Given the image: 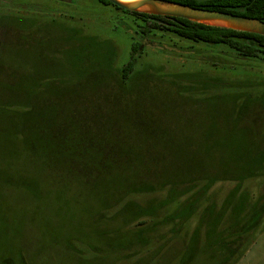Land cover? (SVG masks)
I'll list each match as a JSON object with an SVG mask.
<instances>
[{"label": "rangeland", "instance_id": "rangeland-1", "mask_svg": "<svg viewBox=\"0 0 264 264\" xmlns=\"http://www.w3.org/2000/svg\"><path fill=\"white\" fill-rule=\"evenodd\" d=\"M0 16L1 69L12 72H1V102L7 96L2 84L10 78L19 97L24 93L36 103L26 116L1 108L0 125L5 133L0 141V264H264L263 63L234 60L210 49H181L164 35L140 39L132 32L130 16L97 0H0ZM26 20L38 23L32 43L10 33L17 27L21 32L32 27ZM67 25L81 29L82 38L73 39ZM134 43L140 44L135 73L122 86L118 71ZM183 72L226 82L249 81L251 88H243L249 91L252 103L245 102L246 108L240 109L244 106L241 101L238 114L230 112L225 106H232V101L225 103L220 92L221 101L216 98L200 108L193 129L181 131L178 114L164 107L173 108L176 97L184 105L193 97L179 88L178 97L177 91L166 85V75ZM261 95L263 100L256 102L255 97ZM147 107L163 108V113H149ZM151 115L157 121L153 126L174 141V151L164 155L160 173L181 171L187 162H191L192 171L205 165L216 177L223 166L237 170L224 172L227 176L242 173L239 168L243 174L259 171L257 178L242 184V189L248 191L250 204L261 214L228 248L215 233L204 247L202 228V235L193 241L190 236L200 212L177 236L158 219L159 225L147 235L153 241L144 248L145 241H139L137 233L147 232L155 221L147 219L122 230L125 220L115 218L118 194L127 191L122 185L133 186L147 175L138 165L141 159L134 158V167L111 172L102 182L85 185L77 176H68L60 166L43 160L42 153L47 151L30 129L62 125L67 134L75 128L93 136L103 127L116 136L119 128V139L108 142L136 147V143H150L143 128L150 124ZM104 118L109 120L102 121ZM109 121L114 126L101 124ZM20 131L25 140L15 134ZM31 142L33 156L26 145ZM66 157L56 160L60 163ZM234 187L218 183L210 190L209 200L218 211ZM163 196H133L129 200L143 206ZM105 202L108 213L102 218ZM229 218L227 212L225 220ZM221 251L225 254L222 257Z\"/></svg>", "mask_w": 264, "mask_h": 264}, {"label": "trees", "instance_id": "trees-1", "mask_svg": "<svg viewBox=\"0 0 264 264\" xmlns=\"http://www.w3.org/2000/svg\"><path fill=\"white\" fill-rule=\"evenodd\" d=\"M97 1L103 6H112L115 11L130 16L132 18V32L140 39L164 35L172 43L180 46L181 49H186V47H188L189 50L196 49L197 47L204 51L210 49L234 60L252 61L264 64V37L262 36L196 24L178 18L130 13L111 5L105 0ZM165 1L178 3L195 9L222 12L264 22V0ZM26 22L32 27L24 29L23 32L18 31L17 27L16 30H10V33H12L15 38L16 36L20 37L22 35L26 43H32L35 40L34 33L37 27L36 24L38 25V23L35 20H26ZM66 27H69L66 29L71 31L73 39L82 38L83 32L81 29H77L72 25H67ZM139 47L140 44L138 43L132 45L128 60L119 68L118 80L122 86H126L135 73L137 64V57H135V55L138 53ZM54 52H56V50H54ZM1 72L4 75L12 74L9 70L1 69L0 63V123L1 108L10 113H20L23 116L28 115L29 112L36 108L33 97H29L24 93L23 97L18 96L15 91L16 88L10 78H6L7 81L2 84V88H4L7 96L4 102H1ZM155 73H157V75L160 74L159 71ZM153 76H156V74ZM166 76V79H169V83H166L167 87L170 85L172 87L171 89L175 91L179 88L183 93L189 96L198 97L196 99H193V97L188 98L186 102L189 103L185 105L183 103L181 104L176 97L177 100L172 104L173 108H169V106L165 105L164 109H171L174 113L178 114V121L181 123V131L193 129L200 108L204 109L207 103L216 98L217 102H220L222 99L220 92L224 94L223 98L225 99V103H227V99H231L232 106H225V109L230 112L238 114V107H241L239 106V102L241 101L244 102V106L240 109L246 108L245 102H250L249 104L252 103V100L249 98V91L243 88L245 87L248 89L250 87V85H248L249 81H243V83H241L238 79L234 82L221 81L215 78L212 80V78L201 75L200 73L188 72L173 73ZM158 78L162 77L159 76ZM227 94H231L233 97L229 98ZM179 96H181L180 93H178V97ZM255 98L256 102L263 100L262 95ZM58 107L57 105L55 108ZM161 109L160 107H147L149 113H163ZM126 110L128 109H122L123 112H127ZM150 117V124L146 129L143 128L150 143H136V147L132 146V143L108 142L117 141L119 139L120 131L118 127V129L115 128L116 131H118V134L115 133L116 136H111L107 128L99 127V130L95 131L93 135L97 137L91 136L93 133L90 134L81 129L77 131L75 128L67 134L65 127L62 125L55 126L54 129H51L46 124H43L41 127H36L37 130L32 126L30 129L36 132V139L42 144L44 150L47 151L46 154L42 153L43 160H50L55 166H60L62 171L67 173L68 176H77V178L83 180L85 185L91 186L94 183L102 182L111 172L116 173L124 170V168L134 167V158L141 159L137 160L139 163L138 165L142 170L147 172V175L141 179L142 181H139L133 186L128 187L125 186V184L122 185V190L127 189V191H122L121 194H118L119 197L116 203L119 204V207L118 212L115 214V218L122 221L125 220L122 224V230L128 229L133 223H140L147 219L155 221V224H152V226L146 229L147 232L137 233L138 240L145 241L142 244L144 248L150 246L153 241V239L147 237V235L153 232L156 226L159 225V223H157L158 219L160 220V224L171 228V235L177 236L183 227L186 229L188 223L199 212V223L190 236L193 241L197 242L198 236H201L204 231L206 239L203 246L205 247L209 242L208 237H210L211 233H215L219 236L221 240L220 243L225 246V248H228L241 238L244 233L242 229H247L250 226L248 224L252 225L254 220H258V214H261V211L257 212L255 206L250 204L248 191L242 189V184L257 178L259 171L256 173L251 170L243 174V170L239 168L242 173L239 172L238 174L227 176L228 172L234 170V172L237 173V170H235L236 168H227L223 166L224 169H221L220 176L216 177L210 174V169L205 165L204 167L199 165L195 172L192 171L189 168L191 162H187L181 171L178 170L175 173H167L164 175L163 172L160 173L161 165L164 161V155L174 151L172 145L174 141L172 137H168V135L163 133L158 127L153 126V123L157 121H155L154 116L151 115ZM58 120L59 118L57 117L54 121ZM108 120L104 118L102 121ZM111 122L112 121L102 122L101 124L105 125L106 123V125L114 126ZM39 125L41 124L39 123ZM4 133L5 131L1 130L0 125V141L1 134ZM15 134L21 138V140H25L24 134H22L21 131ZM68 137H70V139H68ZM26 145L28 146V151L31 152L30 154L33 156L35 154L34 143H26ZM209 146L210 143L207 148ZM65 154L68 157H66V159L61 158L62 160L59 163L56 158L63 157ZM256 163L258 164V162ZM218 183H232L235 186L221 203L219 211L217 210L216 204L209 200L210 190ZM241 189L243 190L242 193H240ZM160 193H164V196L160 200L155 199L147 201L143 206L129 200V198L133 196L140 197ZM107 206L108 204L105 202L101 217L103 213H108ZM227 212H229L231 218L225 220ZM228 221H230V223L222 227V225H225V222ZM201 228L203 229L202 232ZM140 230L141 229H139V231ZM225 248L222 249L225 250ZM221 253V257L225 255L223 251H221Z\"/></svg>", "mask_w": 264, "mask_h": 264}, {"label": "water", "instance_id": "water-1", "mask_svg": "<svg viewBox=\"0 0 264 264\" xmlns=\"http://www.w3.org/2000/svg\"><path fill=\"white\" fill-rule=\"evenodd\" d=\"M130 13L183 19L192 23L264 37V22L216 11L195 9L165 0H105ZM140 48L138 49V51Z\"/></svg>", "mask_w": 264, "mask_h": 264}, {"label": "bare ground", "instance_id": "bare-ground-1", "mask_svg": "<svg viewBox=\"0 0 264 264\" xmlns=\"http://www.w3.org/2000/svg\"><path fill=\"white\" fill-rule=\"evenodd\" d=\"M123 2H128V1H130V0H122Z\"/></svg>", "mask_w": 264, "mask_h": 264}]
</instances>
